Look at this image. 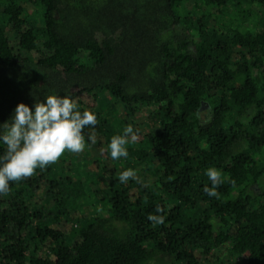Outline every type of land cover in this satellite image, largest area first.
<instances>
[{
	"label": "trees",
	"instance_id": "obj_1",
	"mask_svg": "<svg viewBox=\"0 0 264 264\" xmlns=\"http://www.w3.org/2000/svg\"><path fill=\"white\" fill-rule=\"evenodd\" d=\"M52 95L97 124L0 195V264H264V0H0V124ZM93 201L108 214L78 215Z\"/></svg>",
	"mask_w": 264,
	"mask_h": 264
},
{
	"label": "clouds",
	"instance_id": "obj_2",
	"mask_svg": "<svg viewBox=\"0 0 264 264\" xmlns=\"http://www.w3.org/2000/svg\"><path fill=\"white\" fill-rule=\"evenodd\" d=\"M11 123L0 124V141L6 145L5 153L0 156V195H7L11 181H21L36 174V170L46 169L59 161L65 152L82 153L85 149V127H94L97 116L91 111L78 110L77 103L69 96H48L43 102L35 104L33 111L28 105L20 103L11 118ZM89 139L96 143L92 134ZM137 140V133L129 124L122 135L113 136L108 149L113 160L127 158V145ZM103 151V149H102ZM212 186L204 187V192L219 198L217 188L223 183L222 174L216 168L206 172ZM129 180L140 182L133 169L119 174V182ZM157 213H163L160 206ZM148 220L153 226L165 223L163 214H150Z\"/></svg>",
	"mask_w": 264,
	"mask_h": 264
},
{
	"label": "rangeland",
	"instance_id": "obj_3",
	"mask_svg": "<svg viewBox=\"0 0 264 264\" xmlns=\"http://www.w3.org/2000/svg\"><path fill=\"white\" fill-rule=\"evenodd\" d=\"M247 5L243 6L244 8H246ZM247 9V8H246ZM237 13V9L233 10L232 14H236ZM148 116V112H146V115ZM201 116L203 117L204 120H208L210 118V112L208 109L206 108H202L201 110ZM147 117H145L146 119ZM254 157L258 160V162L262 165H264V151L262 152H257L254 153ZM262 188H264V175L261 179V185ZM253 187L257 188L256 185H254ZM259 189V188H258ZM257 189V190H258ZM46 189L40 190L37 192L35 198H34V202H43L46 198ZM93 204H87L85 206H83L82 208H80L78 210V215L84 214L86 216H90L91 213L96 212L98 215H107L108 214V209L103 207L102 205H100L99 203H97L96 201H93ZM59 228H62L64 231L69 232L71 229V223H64L61 222V224L58 226ZM223 257V256H222ZM227 257V256H225ZM230 263L232 264H236V260L233 258H229ZM238 263V262H237Z\"/></svg>",
	"mask_w": 264,
	"mask_h": 264
}]
</instances>
